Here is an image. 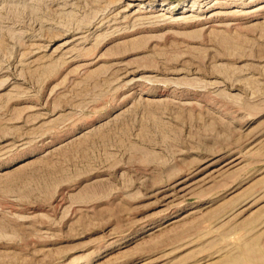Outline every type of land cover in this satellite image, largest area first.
Masks as SVG:
<instances>
[{"label":"rangeland","instance_id":"obj_1","mask_svg":"<svg viewBox=\"0 0 264 264\" xmlns=\"http://www.w3.org/2000/svg\"><path fill=\"white\" fill-rule=\"evenodd\" d=\"M246 253L264 264V0H0V264Z\"/></svg>","mask_w":264,"mask_h":264},{"label":"bare ground","instance_id":"obj_2","mask_svg":"<svg viewBox=\"0 0 264 264\" xmlns=\"http://www.w3.org/2000/svg\"><path fill=\"white\" fill-rule=\"evenodd\" d=\"M249 254L250 253H246L239 259H236V258L228 259L223 264H248V261L250 260V255Z\"/></svg>","mask_w":264,"mask_h":264}]
</instances>
